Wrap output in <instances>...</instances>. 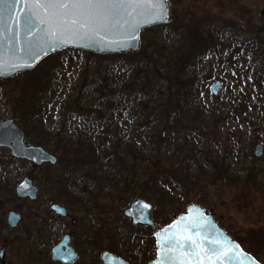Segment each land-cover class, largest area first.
<instances>
[{"label": "rangeland", "instance_id": "rangeland-1", "mask_svg": "<svg viewBox=\"0 0 264 264\" xmlns=\"http://www.w3.org/2000/svg\"><path fill=\"white\" fill-rule=\"evenodd\" d=\"M167 2L168 27L144 30L138 52L151 55L150 71L156 68L170 73L179 62H187L185 78L191 81L188 90H195L192 105L200 107V119L205 123L184 120L179 129L170 131L165 117L154 116L145 129L133 131V123L125 119L118 125V133L121 139L134 138L139 142L149 128L158 127L157 136L163 135L158 146L164 147L168 154L173 149L176 155L181 151L176 148L177 141H171L186 139L188 151L192 148L197 157L182 165V174L185 176L188 168L191 179L174 188L172 201L164 197L155 201L138 194L129 196L122 188L126 173H120L111 159L108 162L103 159L94 170L73 172L74 180L67 182L68 177L63 174L71 166L36 167L13 159L7 149H0V250L5 248L4 264H54L50 263L51 249L67 233L79 256L76 264H93L92 254L79 239L84 226L91 236L101 232V238L109 235L112 238L100 243L99 264L102 253H113L112 250L130 264H148L155 257L153 233L146 227H132L121 214L139 196L153 204L151 218L159 228L185 213L191 204L204 207L232 239L264 264V73L260 77L253 74L259 68L252 62L251 42L237 46L234 39L227 42L223 33L213 42L216 46L209 47L216 38L209 33L197 34L199 29L213 24H228L234 31L240 28L246 36L252 34L264 43V0ZM77 52L84 51L50 55L33 70L0 80V121L13 119L24 131L27 144L42 146L41 132L36 136L24 126L29 119L24 108L36 102L44 107L41 121L44 132L55 135L61 131L72 141L97 137L98 150L111 144L94 124L97 121L94 114L105 101L99 97L98 88L94 83L81 90L75 88L79 74L91 60L89 55ZM198 56L203 58L198 61ZM108 73L113 86L124 83L130 71L117 65ZM49 81L51 90H41L44 85L49 87ZM93 81L100 84L97 79ZM215 81L220 83L217 96L210 92ZM164 89V84L156 88L155 99H159V91ZM141 99L137 97L126 108H134ZM240 102L246 107L240 108ZM157 104L154 102L151 107L157 109ZM256 144L263 147L259 157L254 155ZM43 148L52 153L51 149ZM160 167L162 174L168 168L167 159L160 161ZM215 169L217 180L211 174ZM23 177L38 188L36 200L16 197L15 186ZM71 197L78 199L75 204L68 202ZM51 203L66 207L68 218L55 216L49 208ZM11 210L22 215L15 229L6 224ZM72 219L76 220L74 225Z\"/></svg>", "mask_w": 264, "mask_h": 264}, {"label": "trees", "instance_id": "trees-1", "mask_svg": "<svg viewBox=\"0 0 264 264\" xmlns=\"http://www.w3.org/2000/svg\"><path fill=\"white\" fill-rule=\"evenodd\" d=\"M167 27L168 25H160L145 30ZM204 33H209L216 38L215 40L212 39L209 47H215L216 45L213 42H217L219 36L223 33L227 42L234 39L237 46L251 42L250 44L253 48V55L251 52L252 62L259 68H256L253 74L255 73L257 77H260L264 73V43L257 41L254 35L246 36L240 28L234 31L228 24L221 26L213 24L197 31L199 35ZM75 52L74 50H64L60 54H74ZM258 52L259 56H257ZM77 53L87 54L91 60L87 64L86 69L79 74L75 88L76 90H81L90 83L91 85L94 83L93 85L98 88L99 97L105 101L94 114V118L97 120L94 124L97 125L98 131L102 132L108 140L110 139L111 144L106 149L102 147L98 150L97 137L72 141V139L64 137V133L61 131H58L55 135L44 132L43 124H41L44 107L38 102L29 103L24 108L25 116L29 118L24 125L25 129L30 133L34 132L36 136L37 132H41L42 141L40 144L46 149H51L52 153L56 154L58 159L56 167L64 165L62 167L64 169L67 166H71V169L68 170L69 172H64L63 174L68 177L65 179L67 182L74 180L73 172H81V170L85 171L87 169L94 170L95 167H100L103 159L107 162L111 159L119 167L120 173H126L123 176L122 188L129 196L138 194L145 199H153L155 201H160V197H164V199L167 198V200L172 201L170 196L175 193L174 188L176 186L180 187L185 180L191 179L188 168H185V176L182 174V165L184 163L187 164L190 159L197 158H195L192 148L188 151V141L186 139H174L171 142L175 143L177 141L176 148L181 152L176 155L172 149L171 154H168L164 147L158 146V143L161 144L163 137L162 134L157 136L158 127L149 128L143 139L138 142L134 138L121 139L118 133V125L121 120H130L133 123V127H135L132 130L141 131L149 125L150 119L154 116L165 117L169 129H171L170 131L179 129L178 125L182 124L184 120L193 121L195 119L205 123V120L200 119L202 115L200 107H193L192 105L195 98V90L192 88L188 90L187 84L191 81L185 78L187 62H179L177 67H174L173 71L168 73V71L157 70L156 68L150 71L149 62L151 61V55H148L146 51L104 56L84 52ZM72 57H68V59ZM197 58L200 61L203 57L199 58L198 56ZM117 65L128 67L130 73L124 83L112 86L109 82L108 71ZM82 74L83 77H81ZM93 79L99 80L100 84H95ZM50 84H52L51 81H49V87L44 85L41 90L46 88L48 91L51 90L52 85L50 86ZM161 84H164L166 89L163 92L159 91V99H155L157 94L155 90ZM137 97L142 99L134 108L127 109V104L133 102ZM154 102L158 103L157 109L151 107L154 106L151 105ZM239 104L240 108L241 106L246 107L245 103L240 102ZM38 136L40 135L38 134ZM163 159L164 161L167 159L168 168L161 174L160 161ZM211 174L217 180V170L215 169ZM140 187L144 190L141 191ZM147 189L149 192H147ZM238 243L240 244V242ZM112 251L114 252V250Z\"/></svg>", "mask_w": 264, "mask_h": 264}, {"label": "water", "instance_id": "water-1", "mask_svg": "<svg viewBox=\"0 0 264 264\" xmlns=\"http://www.w3.org/2000/svg\"><path fill=\"white\" fill-rule=\"evenodd\" d=\"M137 9L132 17H126V21L113 23L109 20L99 18L89 27L81 29V35L75 36L66 45L58 47L56 50H49L46 54L37 51L34 61L25 59V36L26 27L24 14L31 8L35 22L40 28L49 27V13L44 5L38 4H16L8 30L3 36L2 72L0 80L10 79L17 74L33 70L39 62L46 57L59 53L63 50H75L89 52L94 55H114L128 52L137 53L140 50L141 32L147 28L165 25L169 22V7L167 2L166 19H158L155 7L150 4L132 6ZM37 29L29 40H34L40 36ZM13 37H15L13 39ZM39 43V41H38ZM15 50L13 54L12 50ZM26 63H31V67H25ZM19 66V67H17ZM220 83L215 81L210 87V92L218 95ZM0 149H7L10 156L16 160L27 161L34 166L44 164L56 165L57 157L45 150L42 146L27 144L25 133L13 119L0 121ZM263 147L257 144L254 149L256 157L261 156ZM15 195L20 199L34 201L38 195V188L28 177L15 186ZM148 205V207H144ZM153 204L145 201L141 197L135 198L128 207L122 211L125 218L130 219L134 227H148L154 232L156 246L155 258L148 264H261L252 255L234 241L215 221L212 214H207L206 209L191 204L184 214L179 215L170 224L161 229L150 218ZM51 210L59 216L64 217L66 210L52 204ZM21 214L11 210L7 213L6 224L10 229L16 228L21 221ZM67 238H64L52 250L53 258L63 263L69 264L76 258L70 247L66 252H62V247H66ZM5 248L0 250V261L4 263ZM103 264H128L122 258L105 252L102 257Z\"/></svg>", "mask_w": 264, "mask_h": 264}, {"label": "snow or ice", "instance_id": "snow-or-ice-1", "mask_svg": "<svg viewBox=\"0 0 264 264\" xmlns=\"http://www.w3.org/2000/svg\"><path fill=\"white\" fill-rule=\"evenodd\" d=\"M16 4L44 5L49 13L47 23L50 26L43 28L35 22L31 8L24 14L25 59L32 61L37 58L33 55L37 51L46 54L49 50H56L66 45L70 39L81 35V29L89 27L99 18L113 23H120L122 20L127 22L125 18L132 17L137 11L132 7L134 5H153L156 10L154 14L158 19L167 17V0H0V49L4 46L2 38L8 30ZM37 29L41 33L40 36L29 40L28 37L32 36ZM12 51L15 54V50ZM2 64V54H0V72H2ZM24 66L31 67L32 64L26 63Z\"/></svg>", "mask_w": 264, "mask_h": 264}, {"label": "flooded vegetation", "instance_id": "flooded-vegetation-1", "mask_svg": "<svg viewBox=\"0 0 264 264\" xmlns=\"http://www.w3.org/2000/svg\"><path fill=\"white\" fill-rule=\"evenodd\" d=\"M58 160V159H57ZM57 163H58V161H57ZM44 165H49V166H52V167H56V165H50V164H44ZM34 166V165H33ZM43 166V165H42ZM37 167V166H36ZM38 196V195H37ZM17 197V196H16ZM139 197H141V196H139ZM28 200V199H27ZM36 200V199H35ZM77 198L76 197H71L70 198V200H68V202H70L71 204H75V202H77ZM52 204H57V205H59V206H61V207H63L65 210H66V215L64 216V217H62V216H59V215H57L56 213H54L52 210H51V205ZM50 211L55 215V216H57V217H60V218H62V219H66V218H68V215H69V211H68V209L66 208V207H64V206H62V205H60V204H58V203H51L50 204ZM122 211L123 210H121V214H122ZM122 216H123V214H122ZM21 217H22V215H21ZM124 217V216H123ZM150 218H151V214H150ZM125 219H127V218H125ZM152 219V218H151ZM21 220H22V218H21ZM128 221H129V223H130V225H131V221H130V219H127ZM153 220V219H152ZM21 222V221H20ZM71 223H72V225H74L75 223H76V220H74V219H72L71 221H70ZM153 222L155 223V221L153 220ZM20 224V223H19ZM132 226V225H131ZM18 227V226H17ZM16 227V228H17ZM132 227H134V226H132ZM83 229L81 230V232H80V234H79V239L82 241V245L84 246V248L90 253V254H92V257H91V260H93L92 261V263L93 264H99V260H98V258H97V253H98V251H99V247H100V243L102 242V241H104V240H106V241H109L110 239H112L111 237H110V235L109 236H107V237H104V238H101L100 236H101V232L100 233H98L97 235H95V236H91L90 234H88V232H87V228H86V226H84V227H82ZM15 229V228H14ZM64 238H67V245H66V247H62V252H66V248L67 247H70L72 250H73V252H74V254L76 255V258L75 259H73L69 264H76V262L78 261V253L76 252V250L74 249V247L72 246V238H71V236H70V234H65V235H63L62 236V238L60 239V241L56 244V245H54L53 247H52V249H51V252H50V260H51V262L50 263H54V264H66V263H63V262H61V261H59V260H55L54 258H53V254H52V250H53V248L55 247V246H57ZM105 252H108V253H112L111 251H105ZM104 252V253H105ZM112 254H114V255H116V256H119V255H117L116 253H112ZM102 255H103V253H102ZM102 255H101V257H102ZM101 257H100V259H101ZM120 258H122L121 256H119ZM122 259H124V258H122ZM125 260V259H124ZM125 261H127V260H125ZM101 262H102V259H101ZM128 262V261H127ZM0 263H1V261H0ZM4 263H5V257H4ZM3 263V264H4ZM129 263V262H128ZM2 264V263H1ZM102 264H103V262H102ZM130 264V263H129Z\"/></svg>", "mask_w": 264, "mask_h": 264}]
</instances>
